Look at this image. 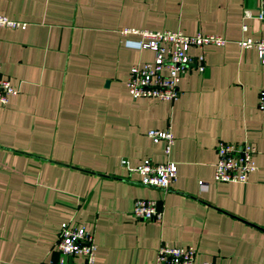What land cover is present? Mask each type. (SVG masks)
Returning a JSON list of instances; mask_svg holds the SVG:
<instances>
[{"label": "crops", "instance_id": "1", "mask_svg": "<svg viewBox=\"0 0 264 264\" xmlns=\"http://www.w3.org/2000/svg\"><path fill=\"white\" fill-rule=\"evenodd\" d=\"M260 1L0 0V15L26 23L0 28V74L17 89L0 104V264L55 259L63 221L92 232L94 264H153L160 244L191 245L196 261L264 264V53L236 43L264 37V19L240 30L242 9L256 14ZM123 27L226 42L203 49L204 70L188 69L174 100L132 99L128 68L152 53L123 46ZM166 127L168 154L145 134ZM218 141L255 147L245 183L212 181ZM120 159L172 161L175 180L142 185ZM138 198L157 201L160 221L131 217Z\"/></svg>", "mask_w": 264, "mask_h": 264}, {"label": "built area", "instance_id": "2", "mask_svg": "<svg viewBox=\"0 0 264 264\" xmlns=\"http://www.w3.org/2000/svg\"><path fill=\"white\" fill-rule=\"evenodd\" d=\"M261 0L256 14L249 9H242L240 30L245 32V20L255 18L264 19ZM26 23L9 19L0 15V28L23 29ZM122 36V45L137 50H148L152 53L151 60L132 63L124 81L128 95L132 99L152 98L161 101H172L178 95L177 82L190 68L197 72L204 70V51L207 46H222L226 39L210 33L196 32L188 35L180 30H148L123 27L118 30ZM128 34L136 38L127 37ZM240 49L254 48L262 61L264 53V37L252 38L244 36L236 41ZM195 49V54L189 50ZM17 89L10 84L7 78L0 74V104L4 105L9 96L14 95ZM256 109L264 116V87L257 93ZM146 136L155 143L163 142V151L168 154L173 143V136L169 127L163 129H148ZM255 147L241 141L231 143L218 141L215 145L216 159L213 163L212 181L245 183L249 173L255 169L253 156ZM128 171L139 175L142 185L166 191L175 180L176 165L166 160L155 163L143 159L137 165L130 167L125 159H120ZM201 184V181H198ZM130 215L134 219L160 221L162 210L157 201L151 198H138L133 201ZM96 245L93 234L82 225L63 221L59 224L53 243V250L57 256L45 264H74L73 258L80 257L82 264H94ZM196 250L193 246H173L160 244L154 256L153 264H219L215 260H195Z\"/></svg>", "mask_w": 264, "mask_h": 264}]
</instances>
